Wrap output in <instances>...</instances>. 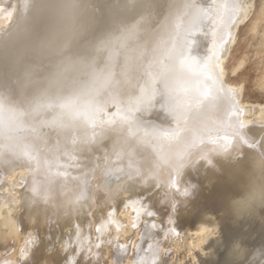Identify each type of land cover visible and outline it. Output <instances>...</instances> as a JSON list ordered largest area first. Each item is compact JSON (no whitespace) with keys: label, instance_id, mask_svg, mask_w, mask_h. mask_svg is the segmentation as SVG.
Masks as SVG:
<instances>
[{"label":"bare ground","instance_id":"bare-ground-1","mask_svg":"<svg viewBox=\"0 0 264 264\" xmlns=\"http://www.w3.org/2000/svg\"><path fill=\"white\" fill-rule=\"evenodd\" d=\"M69 2L74 7H62ZM249 4L0 0V205L10 200L24 210L0 218V264H152L141 247L142 259L118 262L114 238L126 242L148 214H167L173 228L193 199L195 176L210 188L231 187L227 202L236 216L264 215L258 197L240 209L233 206L249 177L264 171V126L244 122L250 107L240 105V91L224 79V61ZM133 25L135 37L126 38ZM106 66L111 80L101 86L97 76ZM66 104L72 107H61ZM77 111L94 112L95 123ZM54 117L64 127L54 125ZM87 138L91 145L82 143ZM152 217L149 224L163 230L165 224ZM196 224L188 234L197 244L216 234L214 217L205 215ZM176 236L184 239L185 233ZM55 238L67 252L64 258L50 243ZM160 242L149 248L153 258L177 263L166 259ZM131 243L117 251L132 253ZM233 254L246 253L240 246Z\"/></svg>","mask_w":264,"mask_h":264},{"label":"rangeland","instance_id":"rangeland-1","mask_svg":"<svg viewBox=\"0 0 264 264\" xmlns=\"http://www.w3.org/2000/svg\"><path fill=\"white\" fill-rule=\"evenodd\" d=\"M247 4H249L248 6L252 5V7L250 6L249 13H248L249 16H247L246 19L242 20L241 23H239V25L236 28L234 40L230 46V51L228 50V53H227L228 56L226 55L227 58H225V61H224V70H225L224 79H225V82L227 81L226 82L227 85L229 84L231 87L234 86V87H236L235 89H238L240 91V94H241L239 97L240 105L244 108H246L245 106L250 107V108L249 107L246 108V109L249 108V110L246 112V114H244V119H245L244 122L246 123L248 121L247 122L248 125H252L253 122H254V124L259 122L260 124H262L264 126V119H263L264 118L263 117L264 116V114H263L264 113V109H263L264 108V83H263L264 82V79H263V77H264V75H263L264 74V47H263L264 46V41H263L264 40V38H263L264 37V0H250L249 2L247 0ZM262 83H263V86L261 85ZM256 109H259V110H256ZM254 110H256L255 111L256 113L254 112ZM253 112L255 113V115ZM260 117H261V120L257 119ZM260 121H262L263 123ZM249 122H250V124H249ZM196 177H198V176H195L191 179L194 191L192 194L193 199H191L190 204H188L189 209L187 207V212H185L184 215L182 214L181 217L178 216L180 219L178 218L177 221L175 220L176 223L173 222V225H174L173 228L171 226L168 228L167 220L165 221L167 214H163V216H155V215L150 216L148 214L142 218L143 219L142 220V226H140L136 230L132 231L131 238H129L127 240L128 242L127 241L123 242L122 236H116L114 238V244L116 246H114L113 255L115 257H121V261H118V262H120V263L125 262L126 263L127 260L128 261L135 260V257L142 259L144 257V254L138 253L139 249H140L139 247H141L142 249H144V251L142 250V252H145V253L148 252L149 256H152V260H151L152 264H159V257L155 258V256H154V258H153V253L151 252V249H149V248L152 247L151 245L159 243L161 241L160 243L164 245L166 250H168L167 251L168 255H167L166 259H169L170 262H171V259H172V261H173V259H175V260L177 259L176 260L177 263H175V264H182V263L183 264H230L234 260L237 262V263L234 262V264H264V257H263L264 256V242H263L264 241V224H263L264 223V215L262 214L260 216H257L256 218L254 217V219H253V217L250 218L249 216H236L232 212L230 205L228 206L229 202H227L228 201L227 196H228V193H229V190L231 187H227L225 185H219V186L215 185V187H214L215 189L213 187L210 188L209 184L204 182L201 177H199V178H196ZM193 179H194V181H193ZM198 182L201 183V185L197 184ZM205 184H207V185L205 186ZM196 186H198V187H196ZM200 186L201 187L202 186L207 187L208 189L204 188V187H202V189H200L201 188ZM223 187H226V188H223ZM208 190H210V192ZM200 191H201V193H200ZM198 194H200V195H198ZM201 194L203 197L205 195L208 198L204 197V198H206V199H204L201 196ZM213 194H215V195H213ZM222 194L224 195L223 197H222ZM147 196L148 195H144L142 197V199L145 200L147 198ZM148 197H150V196H148ZM200 197L203 199H200ZM214 198H215V200H214ZM218 198H219V200H218ZM223 198H224V201H223ZM8 202H10V204L11 203L12 204L10 206H8L9 205V204L7 205ZM192 202H194L195 204ZM144 203H146V202H143L142 205H144ZM213 203L215 205H213ZM13 204H16V203L11 202L9 200V201H6V203H3L0 205V211L2 210L1 211L2 216L0 215V218L5 217L6 215L19 217L23 213L24 210H22L21 208L19 209V205L16 204V206H14ZM224 205H225V207H224ZM209 206H212V207H210L212 210H209L210 209ZM216 206H218L219 208H217ZM9 207H11V208H9ZM12 207H13V209L16 208L17 211L16 210L14 211L12 209ZM7 208H8V210H7ZM227 208H229L228 209L229 211L226 210ZM196 209H198V210H196ZM9 211H10V213H9ZM204 211L207 213H204ZM216 212L217 213L219 212V213L216 214ZM191 213H193V214H191ZM194 213H196L195 214L196 216L194 215ZM188 214H190V215H188ZM164 215H165V217H164ZM205 215L212 217V218L214 217V219L218 225H217L216 234H214L211 238H209L208 240H204L205 242L198 240L199 243L200 242L202 243V245H201L199 243L197 244V241H192V240H195L196 236L193 235L194 237L193 236L191 237L189 234L195 233V232H193V229L196 227L195 226V225H197L196 223H199L201 218ZM130 216L134 217V218H131L132 222H134L135 217H136L134 212L133 213L131 212ZM215 216L217 218H215ZM151 217L154 218L155 220L161 221L162 225L165 224L163 227L164 231L162 229H160L159 231H156V229L154 228L152 223H150L152 225V227H151V225L148 222V220L151 219ZM197 217H199V218H197ZM261 217H262L263 221L262 220L260 221ZM188 218H190V219H188ZM191 218H192V220H191ZM159 219H161V220H159ZM218 220H220V221H218ZM182 223L184 225H182ZM169 225H171V224L169 223ZM219 225H220V227H219ZM188 226H190V227H188ZM193 226H195V227H193ZM132 227H134V226L132 225ZM189 228H191V229H189ZM174 229L176 230V235L178 233H181V234L185 233V238L180 239L179 236H176L173 232V231H175ZM180 229H183V231ZM219 229L221 231H219ZM150 230H152V231H150ZM189 230H191V231H189ZM142 232H143V235H142ZM165 234H166V236H165ZM218 234H220V235H218ZM41 238H44L43 235H41L40 239ZM149 238H150V241H149ZM171 238H172V240H171ZM95 239H96V237L94 238V240ZM147 239H148V242H147ZM185 239L187 242L184 241ZM53 240L55 241V243L56 242H58V243L55 244V243H53L54 241H52V240H50V243L57 245V247L54 246V248H56V249L58 248V250H55V251H58V252L60 251L59 254H61L62 257L64 258L65 255H67V254H65V253H67L66 250L61 248L59 239L57 240V238H55ZM188 240L189 241L191 240V243H189ZM132 241H133V248H135V249L132 253L129 252L131 255L127 254V253L122 254L121 251H117L118 247H122L128 243H129L128 245L132 246V243H131ZM197 245H198V247H197ZM240 246L243 247L246 254L244 256L242 255V257H240V258H237L236 256H232V255H234L233 252L235 251V249L240 247ZM8 248H10V246ZM213 250H215V251H213ZM61 251H62V253H61ZM114 256H113V258H115ZM130 257H132V258H130ZM145 260H147L146 262L150 261L149 258H147ZM151 262H149V263H151ZM29 263L31 264V262H29Z\"/></svg>","mask_w":264,"mask_h":264},{"label":"snow or ice","instance_id":"snow-or-ice-1","mask_svg":"<svg viewBox=\"0 0 264 264\" xmlns=\"http://www.w3.org/2000/svg\"><path fill=\"white\" fill-rule=\"evenodd\" d=\"M62 7L64 8H72L74 7V5L72 3H65L64 5H62ZM136 32H137V26L136 25H133L132 27L128 28L127 31H126V38H134L135 35H136ZM217 66H218V60H217ZM220 75V72L219 71H216L215 72V77L218 78ZM208 78L211 80L213 79V75H212V72L211 70L208 71ZM111 80V72L110 70H108L107 66L105 68L104 71H102L98 76H97V81L99 82V84L101 86L107 84L109 81ZM214 82V81H213ZM23 87L24 86H21V91L23 92ZM146 90L145 91H142L141 95L139 97H137V100L139 102H142L144 99H145V96H146ZM151 97L148 96V99H150ZM171 100V98L169 97V101ZM62 108H65V107H72L71 104H66V105H61ZM169 109L170 111L172 112H175L176 111V108L171 104V102H169ZM34 110H39V106H37ZM102 109L100 108H96L95 109V112H98V111H101ZM131 111V109H129ZM77 115H83L85 120L90 122V123H95V113L94 112H89V111H77L76 113ZM13 118H15V116H13ZM125 120L128 119V117H124ZM52 123L54 125H56L57 127H64V124H63V121L59 118V117H54ZM95 136V133H93V137ZM93 142L92 138H87L85 139L82 143L84 145H91ZM73 143H75V141H73ZM244 143H247V141H244ZM114 153L118 156V158H122L121 156V153L120 152H115V148L113 149ZM25 155H27V153H25ZM129 156V164H128V167L129 169L132 168V162H131V154L128 153L127 154ZM138 174V172L136 173ZM128 175H129V178H132V172H128Z\"/></svg>","mask_w":264,"mask_h":264},{"label":"clouds","instance_id":"clouds-1","mask_svg":"<svg viewBox=\"0 0 264 264\" xmlns=\"http://www.w3.org/2000/svg\"><path fill=\"white\" fill-rule=\"evenodd\" d=\"M3 107V102H0V108ZM259 198V203L264 205V171H261L259 175H251L246 185L243 195L233 201V206L236 209H240L242 205L255 201Z\"/></svg>","mask_w":264,"mask_h":264}]
</instances>
